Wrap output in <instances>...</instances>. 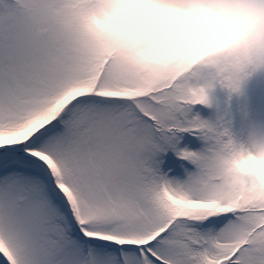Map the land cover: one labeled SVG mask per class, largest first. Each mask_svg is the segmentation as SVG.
I'll use <instances>...</instances> for the list:
<instances>
[{
	"label": "snow or ice",
	"instance_id": "1",
	"mask_svg": "<svg viewBox=\"0 0 264 264\" xmlns=\"http://www.w3.org/2000/svg\"><path fill=\"white\" fill-rule=\"evenodd\" d=\"M83 47L59 0H0V264H264V190L223 183L208 96Z\"/></svg>",
	"mask_w": 264,
	"mask_h": 264
},
{
	"label": "clouds",
	"instance_id": "2",
	"mask_svg": "<svg viewBox=\"0 0 264 264\" xmlns=\"http://www.w3.org/2000/svg\"><path fill=\"white\" fill-rule=\"evenodd\" d=\"M59 3L82 33L85 60L102 57L144 78L181 80L196 96L217 86L239 90L245 79L264 75V0ZM219 163L230 189L264 190V134L249 130Z\"/></svg>",
	"mask_w": 264,
	"mask_h": 264
},
{
	"label": "rangeland",
	"instance_id": "3",
	"mask_svg": "<svg viewBox=\"0 0 264 264\" xmlns=\"http://www.w3.org/2000/svg\"><path fill=\"white\" fill-rule=\"evenodd\" d=\"M190 115L222 123L237 140L243 139L249 130L264 134V75L245 79L235 92L217 86L208 92L206 104L191 106ZM181 135L183 144L193 149L201 146V141L189 133Z\"/></svg>",
	"mask_w": 264,
	"mask_h": 264
}]
</instances>
